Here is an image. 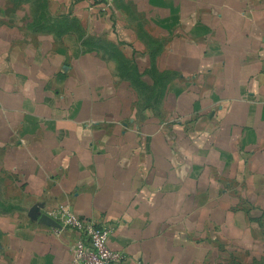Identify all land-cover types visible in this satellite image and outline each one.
Returning <instances> with one entry per match:
<instances>
[{"label":"crops","instance_id":"obj_1","mask_svg":"<svg viewBox=\"0 0 264 264\" xmlns=\"http://www.w3.org/2000/svg\"><path fill=\"white\" fill-rule=\"evenodd\" d=\"M106 1L0 0V264H264V0Z\"/></svg>","mask_w":264,"mask_h":264},{"label":"built area","instance_id":"obj_2","mask_svg":"<svg viewBox=\"0 0 264 264\" xmlns=\"http://www.w3.org/2000/svg\"><path fill=\"white\" fill-rule=\"evenodd\" d=\"M106 4L111 6V0H107ZM47 216L57 224L50 226L56 236L66 229L77 233L76 242L71 247L72 264H123L126 260L122 252L109 246L110 227L85 219L65 205L51 209Z\"/></svg>","mask_w":264,"mask_h":264},{"label":"water","instance_id":"obj_3","mask_svg":"<svg viewBox=\"0 0 264 264\" xmlns=\"http://www.w3.org/2000/svg\"><path fill=\"white\" fill-rule=\"evenodd\" d=\"M42 220H43L44 223L48 224L49 226H56L57 225L52 219H50L46 215L43 216Z\"/></svg>","mask_w":264,"mask_h":264}]
</instances>
